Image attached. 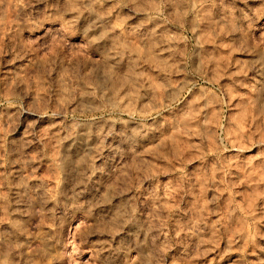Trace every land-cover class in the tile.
<instances>
[{
  "label": "rangeland",
  "instance_id": "374dc122",
  "mask_svg": "<svg viewBox=\"0 0 264 264\" xmlns=\"http://www.w3.org/2000/svg\"><path fill=\"white\" fill-rule=\"evenodd\" d=\"M0 264H264V0H0Z\"/></svg>",
  "mask_w": 264,
  "mask_h": 264
},
{
  "label": "bare ground",
  "instance_id": "6f19581e",
  "mask_svg": "<svg viewBox=\"0 0 264 264\" xmlns=\"http://www.w3.org/2000/svg\"><path fill=\"white\" fill-rule=\"evenodd\" d=\"M67 135H65V137H66ZM63 139V138H62ZM67 140H68V138H67ZM74 140V139H73ZM88 141V140H87ZM72 142V141H71ZM75 143V142H74ZM67 144V143H66ZM81 144V143H80ZM84 144V143H83ZM60 145H62V144H60ZM70 146V145H69ZM87 146V145H86ZM77 148V147H76ZM68 152V151H67ZM76 161H74V163H75ZM69 163V162H68ZM73 164V163H72ZM76 164V163H75ZM72 171V170H71ZM80 171V170H79ZM73 173H75V172H73ZM82 173V172H81ZM77 174V173H76ZM82 175V174H81ZM83 176V175H82ZM85 176V175H84ZM19 190V189H18Z\"/></svg>",
  "mask_w": 264,
  "mask_h": 264
}]
</instances>
